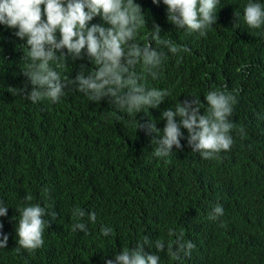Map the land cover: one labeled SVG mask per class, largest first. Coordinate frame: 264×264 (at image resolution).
<instances>
[{
    "label": "trees",
    "instance_id": "16d2710c",
    "mask_svg": "<svg viewBox=\"0 0 264 264\" xmlns=\"http://www.w3.org/2000/svg\"><path fill=\"white\" fill-rule=\"evenodd\" d=\"M248 2L220 0L217 24L201 37L169 23L163 0L159 5L135 0L146 18L137 43L156 47L149 33L159 25L163 39L189 51L172 54L162 48L166 59L155 80L137 65L141 83L170 95L159 108L133 114L117 110L108 98L90 101L74 88L65 89L57 103L12 95L9 87L32 89L23 74L26 40L15 36L16 29L0 25V201L8 207L0 222L9 237L7 248L0 249V264H106L124 248L134 249L144 236L165 241L163 252L145 245L146 252L161 257L160 264H264V27L254 35L244 23ZM91 23L108 27L99 16ZM81 65L94 68L86 50L83 59L69 57L64 67H52L62 79H75ZM216 89L236 95L229 117L236 125L231 150L206 160L183 139V150L174 147L168 158L154 156L155 134L146 135L138 125L153 121L162 133V112L189 96L200 98L204 114L205 96ZM36 204L57 217H45L50 227L43 247L17 251V210ZM217 204L224 215L210 220ZM75 207L96 213L95 223L87 215L83 220L90 235L72 231ZM105 226L113 230L107 237L101 234ZM169 230L176 235L169 236ZM181 232L196 247L190 257L177 260L168 255V244L175 251Z\"/></svg>",
    "mask_w": 264,
    "mask_h": 264
},
{
    "label": "clouds",
    "instance_id": "9594fccd",
    "mask_svg": "<svg viewBox=\"0 0 264 264\" xmlns=\"http://www.w3.org/2000/svg\"><path fill=\"white\" fill-rule=\"evenodd\" d=\"M153 3L159 5L160 0H153ZM219 3L220 0H163L167 6L169 23L175 25L176 29L185 30L188 34L198 33L201 37L207 35L213 24H217ZM98 16L108 27L91 23ZM236 16L239 20L237 13ZM243 21L254 35L261 34L255 30L264 27V4L249 0L244 8ZM0 25L16 29L15 36L26 40L23 49H27V52L23 60L28 63L23 74L32 85L30 92L27 87H9L8 92L12 95L21 94L33 103L44 99L57 103L67 94L65 89L74 88L93 102L108 98L117 110L129 114L139 113L145 108H159L170 95L169 90L146 87L140 82L143 77L137 73V65H141L155 80L159 78L162 63L166 59L162 48H167L172 54L189 51L187 47L177 46L171 39H163L159 25H155L149 33L150 41H154L156 47L153 48L152 43L143 46L137 43V35L146 26V18L135 0H0ZM235 27H239V23ZM85 50L94 68L88 69L86 65H81L75 79H62L52 67L53 63L56 67H64L69 57L73 62L83 59ZM182 59L180 57L177 63L182 62ZM189 97L178 102L174 109L162 112L161 119L166 120L162 133L153 121L138 125L146 135L155 134L153 141L157 147L154 156L168 158L174 152V147L183 150V139H187V145L193 152L206 160L218 159L221 152L231 150L234 144L231 132L236 129V125L229 117L237 103L236 95L227 89L209 91L205 96L208 107L204 114H201L200 98ZM184 129L187 130V137L182 131ZM237 131L244 138L246 132L243 126ZM25 200L31 201L32 196H25ZM17 211L20 215L16 229L19 247L16 250L23 248L35 251L43 247L45 228L50 227V220L45 217L50 215L55 220L57 213H49L39 204L25 206ZM7 214L8 207L0 201V217H6ZM86 215L91 223L96 222L95 212L86 214L79 207L72 209V216L77 220L72 225L73 232L79 230L90 235L87 224L83 222ZM223 215V206L217 204L209 219L219 220ZM2 229L3 223L0 222V249L7 248L9 240ZM112 233L113 230L107 226L101 228V234L105 237ZM168 234L176 235L172 230ZM175 244V251L172 243L168 244V255L177 260L182 256L190 257L196 247L192 241H184L182 232ZM145 245L154 247L158 252L165 249L164 240L153 241L151 237L144 236L134 249L124 248L115 254L114 260H106V264H160L161 257L146 252Z\"/></svg>",
    "mask_w": 264,
    "mask_h": 264
}]
</instances>
